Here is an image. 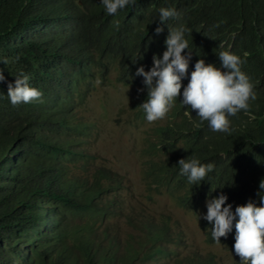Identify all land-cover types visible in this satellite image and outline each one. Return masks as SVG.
Wrapping results in <instances>:
<instances>
[{
  "label": "trees",
  "instance_id": "trees-1",
  "mask_svg": "<svg viewBox=\"0 0 264 264\" xmlns=\"http://www.w3.org/2000/svg\"><path fill=\"white\" fill-rule=\"evenodd\" d=\"M161 7L180 13L169 26L189 30V73L197 59L219 66L217 53L231 51L244 59L257 99L230 117L229 136L213 132L194 111L190 118L177 98L143 148L150 155L146 178L189 211L200 212L209 193L221 191L233 210L250 198L259 204L264 0H136L115 17L100 0H0V60L6 61H0V264H224L192 242L173 212L151 205L128 176L86 146L95 128L87 112L93 92L113 80L144 89L136 68L150 69L153 54L166 48L167 25L156 34L158 21L149 24ZM20 72L43 92L42 101L9 102L7 84ZM146 95L140 91L132 106L139 122L146 120L139 106ZM193 155L215 164L199 186L179 174L178 161ZM201 229L208 244L225 246L240 264L235 228L219 243L202 218Z\"/></svg>",
  "mask_w": 264,
  "mask_h": 264
},
{
  "label": "clouds",
  "instance_id": "clouds-1",
  "mask_svg": "<svg viewBox=\"0 0 264 264\" xmlns=\"http://www.w3.org/2000/svg\"><path fill=\"white\" fill-rule=\"evenodd\" d=\"M135 2L100 0L104 11L114 17ZM179 17L180 13L175 8L161 7L157 17L149 21V24L158 21L156 34L163 32L164 25H167L168 34L164 40L165 50L162 55L153 54L150 69L145 70L143 65L136 68L135 76L142 77L144 85V89L139 91L146 90L147 93L139 106L146 121L152 123L165 119L179 98L180 103L190 109L186 111L190 118L194 111L200 122L206 121L213 132L230 136L233 133L230 117L241 111L248 112L251 102L257 99L251 78L242 70L245 61L231 51H220L217 53L219 66L200 58L189 73L193 53L187 38L189 30L183 24L172 27L167 23L170 18ZM115 23L118 25L119 21ZM139 57L142 59V55ZM185 79L187 84H183ZM3 81L5 75L0 70V82ZM7 97L13 106H17L42 101L43 92L30 84L28 74L20 72L15 75L14 82L7 84ZM178 165L179 174L185 176L192 186L207 181L208 174L215 168L214 162L202 163L194 155L181 158ZM257 196L259 204L250 198L233 210L232 203H227L226 193L221 191L216 196L209 193L203 208L206 213L199 216L211 225V237L217 243L221 237L227 238L235 228L233 251L239 256L240 264H264V178L260 180Z\"/></svg>",
  "mask_w": 264,
  "mask_h": 264
},
{
  "label": "rangeland",
  "instance_id": "rangeland-1",
  "mask_svg": "<svg viewBox=\"0 0 264 264\" xmlns=\"http://www.w3.org/2000/svg\"><path fill=\"white\" fill-rule=\"evenodd\" d=\"M139 92L134 86L113 80L109 86L100 87L92 93L87 112L90 121L95 123V128L92 135L85 138L86 146L100 155V162L128 176L137 193L151 205L153 203L158 210L173 212L198 248L215 253L219 262L238 264L234 254L225 246L206 242L199 218L206 213L205 209L201 208L200 212L182 209L169 189L157 190L151 187L145 175V162L150 155H146L143 148L149 140L155 138L153 126L157 121L149 123L135 119L132 106Z\"/></svg>",
  "mask_w": 264,
  "mask_h": 264
}]
</instances>
